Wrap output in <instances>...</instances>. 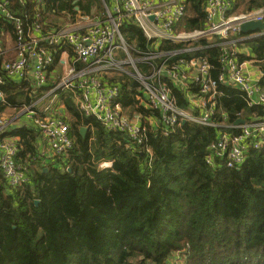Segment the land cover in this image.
Segmentation results:
<instances>
[{"label":"trees","instance_id":"trees-1","mask_svg":"<svg viewBox=\"0 0 264 264\" xmlns=\"http://www.w3.org/2000/svg\"><path fill=\"white\" fill-rule=\"evenodd\" d=\"M7 1L25 24L40 8L44 29L58 27L48 15L70 19L75 7L90 13L102 6V0ZM230 1L229 13L264 8V0ZM204 2L185 0L178 29L204 27ZM0 29L13 37L1 15ZM122 32L129 42L144 43L132 21ZM250 42L264 86V35ZM202 53L215 63V49ZM114 79L121 83L123 105L145 117L148 110L134 106L136 82ZM5 82L0 89L6 103L19 109L24 92L11 79ZM59 99L73 136L67 154L44 159L33 127L11 131L19 137L17 158L28 162L29 181L9 187L0 173V264H264V143L250 147L239 168L212 167L205 154L217 129L187 121L164 135L147 125L146 139L132 145L123 133L83 115L70 94ZM219 103L230 119L235 112H260L232 87L222 88ZM101 161L111 166L100 168Z\"/></svg>","mask_w":264,"mask_h":264},{"label":"built area","instance_id":"built-area-1","mask_svg":"<svg viewBox=\"0 0 264 264\" xmlns=\"http://www.w3.org/2000/svg\"><path fill=\"white\" fill-rule=\"evenodd\" d=\"M102 4L100 14L75 7L72 23L44 29L40 8L33 22L25 24L7 0H0V15L13 26V39L0 29V86L9 78L26 97L17 115L7 116L6 109H17L6 103L0 89V173L6 184L16 187L29 181L28 162L17 158L19 137L11 133L23 126L18 123L21 116L37 131L36 146L44 159L65 155L72 147L59 99L62 93L71 95L83 115L94 117L106 130L123 133L132 145L146 139L147 125L160 127L164 135L187 121L217 129L205 162L239 168L247 150L264 143L262 72L240 48L264 35V29L242 34L240 25L264 24V8L229 13L230 0H205L204 27L185 30L177 27L186 12L185 0H102ZM129 20L142 32L143 44L125 38L122 26ZM5 35L10 39H3ZM175 44L183 46H170ZM208 48L216 51L215 63L202 53ZM115 76L136 82L134 106L147 109L145 117L138 110L129 112L130 107L119 100L121 83ZM223 87L239 90L245 105L259 107L260 112H235L230 119L219 103ZM174 88L185 106L179 104ZM239 118L242 123L236 122ZM110 166L111 161L99 163L100 168Z\"/></svg>","mask_w":264,"mask_h":264},{"label":"rangeland","instance_id":"rangeland-1","mask_svg":"<svg viewBox=\"0 0 264 264\" xmlns=\"http://www.w3.org/2000/svg\"><path fill=\"white\" fill-rule=\"evenodd\" d=\"M102 3V2H101ZM103 12V4H102V6H101V8H99V9H96L95 7L91 10V12L90 13H92V14H100V13H102ZM75 18V15H74V17L73 18H70V19H66L65 17H63V16H60V15H58V14H55V15H53V16H51V15H48V21H56L57 23L56 24H58V25H60V24H64V23H72L73 22V19ZM9 36L11 37V39H13L12 38V36L9 34ZM4 38H5V36H4ZM251 44V42L249 41V42H244L243 43V45H245V46H249ZM241 49H244V46L243 47H241ZM19 112V109H17L16 111H14V110H11V108H9V109H6V111H5V114L7 115V116H14L15 114L17 115V113ZM68 116H69V114H68ZM18 123L19 124H21V125H30V122H29V120L25 117V116H21L20 118H19V120H18ZM175 260V259H174ZM178 263V261H176V262H173V264H177Z\"/></svg>","mask_w":264,"mask_h":264},{"label":"water","instance_id":"water-1","mask_svg":"<svg viewBox=\"0 0 264 264\" xmlns=\"http://www.w3.org/2000/svg\"><path fill=\"white\" fill-rule=\"evenodd\" d=\"M264 29V24L260 21H245L240 25V30L242 34H248L256 31H260ZM237 123H242L243 119L239 118L236 121ZM79 132L82 136H85L87 132V128L85 126H81L79 128ZM46 170V169H44ZM37 202V201H36Z\"/></svg>","mask_w":264,"mask_h":264},{"label":"crops","instance_id":"crops-1","mask_svg":"<svg viewBox=\"0 0 264 264\" xmlns=\"http://www.w3.org/2000/svg\"><path fill=\"white\" fill-rule=\"evenodd\" d=\"M3 39H10L9 36L5 35V38L3 37ZM244 46V49H241L243 52H245L246 55H249L251 57H253V53L252 50L250 48V46H245L243 44H240V48ZM249 68L253 70V73L256 72L255 68L253 67V65H249ZM68 115V114H67Z\"/></svg>","mask_w":264,"mask_h":264}]
</instances>
